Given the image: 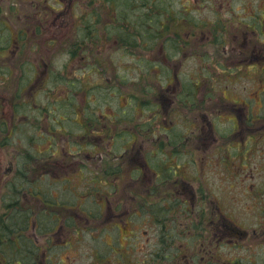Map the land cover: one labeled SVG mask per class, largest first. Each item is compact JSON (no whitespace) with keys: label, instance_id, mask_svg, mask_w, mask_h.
<instances>
[{"label":"flooded vegetation","instance_id":"1","mask_svg":"<svg viewBox=\"0 0 264 264\" xmlns=\"http://www.w3.org/2000/svg\"><path fill=\"white\" fill-rule=\"evenodd\" d=\"M93 1L28 0V7L20 17L23 25L19 28L18 35L15 36L12 33L10 37V54L12 53L10 63L13 65V71L8 73L4 68H0V77L20 73L19 79L20 83L23 82V87L19 90H22L32 80L39 83L47 79L52 70L59 72L60 70L54 68L53 63L50 62L52 57H43L44 50L40 48V43L44 44L46 51H49L50 47H53L55 51H61L63 47L68 46L67 42L72 41L69 39L72 34L74 36L71 44L73 50L68 59H78L77 65L87 60V55L98 53L97 50L90 53L94 44L103 43V41L105 45L108 42L112 44L114 33H118L119 39L114 42H121L124 48L130 45L137 48L136 45L141 46L146 39L149 44L156 43L157 50L154 51L156 56L152 59L154 64L151 65L154 71L162 74V63L167 62L172 66V62L177 61L180 41L175 33L162 32V29L168 31L172 23L160 20L158 18L160 12L155 11L153 15H149V18L153 17L152 19H144L145 9L130 8L129 0H120L119 3L122 2L124 8L121 11L112 8L110 12L115 17L113 16L107 24L101 25L100 17L103 15L99 16L100 12L96 14L88 8ZM107 1L113 6L112 0ZM78 11L79 15H77ZM131 13L137 16L132 19ZM0 26L1 29L9 28L4 23ZM156 27L159 29L157 30ZM129 28L134 30L133 41L128 39ZM37 51L42 52L36 55ZM90 61L87 60V64H92ZM36 65L43 66L42 70H38ZM177 70L178 66L172 74L164 73L171 75L169 78L176 82V86L167 84L155 94L156 113L152 110L153 106L150 102L145 99L144 89L143 93H140V98L137 95L138 90L134 93L129 92L131 95L127 106H131L130 103L133 104L138 97L136 107L143 110L142 112L139 110L140 113L149 112L144 121L134 120L127 110L115 108L111 122L114 125L103 126L109 127L110 130L107 133L110 138L107 151L105 148L98 149V146L99 148L103 146L99 145L96 99L91 93L94 86H83L80 77L75 76L71 79L73 82L66 90L68 95L59 101L50 99L48 92H45V95H48L47 103L42 106H29V103L24 101L21 104L18 101V104L16 99L13 102L10 100L9 116H4V119L0 117V144L8 145L9 143L5 140L12 137L14 139V135L17 136L19 130L18 123H22L21 129L26 128L27 133L19 139L21 142H26L29 150H24L23 156L16 153V161L11 160L12 162H9L4 170H0V180L14 193L13 208L17 209L16 196L21 191L24 196H28V199L30 196L37 198L45 209L49 208V212H45L41 217L28 219L30 234L27 235L31 238L37 255L42 254L43 261L46 256L59 257L60 253L66 249L72 248L78 251L77 244L80 241L73 238L74 233L78 235L90 231L98 224H111L117 229L121 226V230L124 231V234L121 233L122 238L126 240L132 237L137 238L138 236L130 231L132 228L130 222L134 219L135 223L141 222L144 225L151 222L159 229L157 235L160 243L155 244L157 250L150 254L151 260H142L140 264H158L160 261L164 262L169 256H174V264H182V261H186L187 264H241L240 258H233L234 254L248 255V264H264V168H261V165L257 167V164H254L250 171L243 168H231L234 164L227 162L224 149L222 152L218 151L223 148V138L212 134L213 129L209 121L207 131L204 124L207 120L204 115L197 120L193 115L194 96L202 90L198 92L192 87H180L177 83L180 76ZM138 74L142 75V72ZM185 75L187 79H192V76ZM51 78L61 83L65 82L57 74ZM109 80L112 81L114 78L110 77ZM121 80H123L122 89L114 88L109 91V97L113 100L118 101L119 96H122L120 94L127 89L124 87V82L128 80L125 78ZM33 84L27 91L35 88V83ZM149 92L151 94V90ZM202 92L198 102L209 104L210 93L214 94L213 90L206 88ZM79 93H84L83 107L79 104L81 100ZM220 93L223 97L224 109L233 107L240 111L243 109L248 111L252 108V102L255 103V98L259 96L258 93L248 94L247 99L236 101L218 92ZM75 95L78 96L77 100ZM72 96L73 100H71ZM252 110L241 114L242 118L248 117L250 120V122L247 121L249 125L246 127L255 131L264 129V127L258 128L260 124L258 114L253 108ZM1 113H6V110ZM159 113L163 120L168 121L169 126L166 122H161ZM19 114L24 115H20L21 117L17 119ZM183 114L186 120H181ZM178 118L182 122L181 130L177 128L180 123ZM131 122L132 129L135 131L112 132L113 128L123 124L129 123L130 127ZM157 122L163 135L153 138L152 134H149L151 131L146 129L153 127ZM70 139L73 141L67 144V140ZM145 141L150 143L151 147L144 148ZM70 146L75 151H71ZM88 148L92 151L87 153ZM81 149L86 151L82 152ZM91 153L94 154L91 155ZM213 163L215 167L208 169L207 166H214ZM74 165L77 169L73 168ZM189 171L198 177L196 180L201 182L203 187L194 188V179L184 176L188 175ZM248 172L249 176H247ZM238 173L240 174L237 175ZM67 174H75L78 180L80 177L85 179V183L82 180L73 185ZM244 175H246L245 178L242 177ZM235 177H242L238 185L244 186L245 194L249 197L250 213L245 214L247 223L241 218L237 220V211L230 214L224 210L235 208L224 206L225 197L221 195L220 189L222 188V191L231 189V181ZM222 183L226 184L222 185ZM246 183L248 186H245ZM39 185L43 188L60 187L66 194H70L71 202L63 199L56 202L58 200L56 197H52L50 201L49 192L46 198ZM121 186H126L136 196L131 198L136 205L135 213L130 214L129 211H125L115 214L110 208V193L116 194L115 190ZM79 187L83 192L77 191ZM142 188L146 191L140 195L137 191ZM36 193L42 194V197L35 196ZM151 196L152 202H149ZM124 199L126 204L123 206L126 209L127 198L124 197ZM28 201L30 205L34 203L31 199ZM72 202L73 204L70 205ZM149 205L153 206L148 207ZM146 233L143 231L144 235ZM183 236L192 240L190 247H187V243L178 245L175 241V238L178 241ZM165 240L169 243L167 249L162 250L160 246ZM145 241L148 243L149 239ZM142 245H144L143 242ZM108 246L110 255L115 253L120 257V264L128 261L125 256H122L117 245L108 244ZM56 249L58 250L52 251ZM227 253L230 254L229 258ZM102 257L103 255L98 257L99 260ZM106 261L111 262L109 258Z\"/></svg>","mask_w":264,"mask_h":264},{"label":"rangeland","instance_id":"2","mask_svg":"<svg viewBox=\"0 0 264 264\" xmlns=\"http://www.w3.org/2000/svg\"><path fill=\"white\" fill-rule=\"evenodd\" d=\"M119 1L120 0H112V6L107 0H94L88 8H91L96 14L100 12L99 16L101 14L103 15L100 17L101 25H105L110 19H113V16L115 17V15H112L110 12L112 8L118 11L124 8L122 2L119 3ZM49 2L52 4L51 1ZM154 2L157 4V8L160 7L162 8L160 10H163L161 11V20L163 22L169 21L172 23L168 31L162 29V32L168 34L175 33L180 41L178 45L180 51L177 55V61L172 62V66L167 64V62L166 64L162 63V74L159 71H154L151 66L154 64L152 59L156 56V52H154L157 50L156 43L149 44L146 39L141 46L136 45L137 48L132 47V45L128 48H124L121 42H114L118 39V33H114L112 44L108 42L105 45L104 41L103 43L94 44L90 53L95 50H97L98 53L89 54L90 56L87 55L89 57L86 56L88 61H90L89 58L94 59L90 61L92 64H87V60L85 59L82 63L77 65L76 62L78 59H68L71 50H73V45L71 44L73 43L74 36L72 34L69 38L72 41L67 42L68 46L63 47L61 51H55L53 47H50V50L46 51L44 44L40 43V48L44 51H37L36 53V55H38L39 52H42L43 57H52L50 62L53 63L54 68L60 70L59 72L52 70L49 72L50 77L48 76L47 79L39 83L33 82L32 80L31 83L28 82L27 87L22 90H19L23 87V82L20 83L19 79L20 73H15L16 76L0 77L1 119H4V116H9L8 111L11 107L10 100L13 102V100L16 99L20 104L28 102L29 106H42L47 103L46 96L48 95H45V92L49 93L50 99L59 101L60 99L66 98V95H68L66 90L73 82L71 79L78 76L82 79L81 82L83 86H94L92 87L91 93L96 99L95 103L97 107L95 110L99 122V145L103 146L100 148L98 146V149L105 148L107 151L109 147L108 141L110 140L107 134L109 127L103 126L114 125L111 122L113 121L112 114L116 111L115 108L127 110L130 112V117L134 120L144 121V119L148 117L149 112L145 111L144 114H141L140 111H143L142 108L136 107L138 97L140 98V93H143V89L145 90L144 97L150 102V105L153 106L152 110L156 113L157 99L155 94L160 88H164L167 84L169 86H176V82L169 78L171 75L168 76L164 73L172 74L178 66L177 72L180 76L178 77L177 83L180 87H192L197 89L198 92L206 88L213 90L214 94L210 93L211 101L209 104L198 102L203 93L202 91L194 96L195 108L193 115L195 120L201 119V115H204L207 120L204 123L207 127V131L209 128L207 122L209 121L213 129L212 134L216 137L223 138V148L218 151L222 152L224 149L227 162L229 164H234V167L231 168L249 170L254 164H257V167L261 165V168H264V140H262L264 139V129L257 131L249 130L246 126L249 125L248 122H250V120L248 117L242 118L241 116L243 112L249 113L253 108L258 114L257 118L260 123L258 128L264 127V91L262 92V90H264V0H154ZM129 4L131 6L130 8L138 7L136 1L133 2V0H129ZM27 7L28 0H0V25L4 23L10 28H8L9 30L0 28V68H4L8 73H12L13 71V65L10 63L12 54H10V37L12 33L15 36L18 35V30L23 25V21H20V17L23 16ZM87 14H89V12H87ZM77 15H79V11ZM135 16L137 15L131 13L132 19H134ZM95 17L94 15V18ZM148 18L149 17H144V19ZM152 18L153 17H150L149 19ZM156 29L158 30L159 27H156ZM103 30L105 29L103 28ZM48 34L50 35L51 33ZM128 36L129 41L134 40L135 34L133 29L129 28ZM187 42L189 44H187ZM148 65H150V67ZM36 67H38V70H42L43 68L41 65H36ZM139 72H142V75L138 74ZM56 74L57 76H61L62 80L65 82L61 83L59 80L51 78ZM111 74H113V76H111ZM185 74L190 75V77L192 76V79H187L188 77ZM110 77L114 78V80L110 81ZM123 78L128 80L126 83L124 82V87L127 89L120 94L122 96H119L118 101L113 100V98L109 97V91L114 88L122 89L121 82L123 80L121 79ZM33 83H35V88H32V90H34L27 91L28 87L30 88L34 85ZM136 90H138V97L135 98L133 104L130 103L131 106H127V101H129L131 95V93L129 95V92L134 93ZM150 90L151 94L149 92ZM218 92H222L228 99L236 101H243L248 94L255 95V93H258L259 96H255V103L252 102V108H249L248 111L247 109L240 111L239 109H233L232 106L231 109H224L222 103L223 97L221 93L218 94ZM30 93L31 95L29 96ZM78 95L81 96L79 104L83 107V100L85 99L84 93H79ZM75 98L77 100L78 96L75 95ZM71 100H73V96ZM3 110H6V113H1ZM253 113L255 112L253 111ZM20 115L24 114H19L17 119L21 117ZM159 119H161V122H166L169 126L168 121L163 120L160 113ZM177 120H180V118ZM181 120H186L184 114ZM181 120L177 125L178 130L182 129ZM132 125V122L130 127L129 123L123 124L113 128L112 132H120L122 130H128L129 133L133 132L135 130L132 129ZM18 126L19 130L17 136L14 135V139L12 137V139L5 140L9 143L6 146L0 144V170H4V168L8 166V163L12 162L11 160L16 161V153L23 156V151L29 150L26 142H21L19 139L25 136L27 130L26 128L21 129L22 123H18ZM155 126H157V128H154ZM158 127L159 125L157 122L153 127L146 129V131H151L149 134H152L153 138H157L163 135ZM164 127L166 128V126ZM28 130L30 129L28 128ZM36 133L40 134L38 132ZM70 141L73 140H67L66 143L69 144ZM143 147L147 149L151 147V144L145 141ZM69 148L71 151L74 149L71 146ZM81 151H86V149H81ZM89 151L92 150L88 148L87 153ZM100 152H103V150H100ZM93 154L94 153H91V155ZM212 161L215 162L214 158H212ZM213 164L214 166L208 165L207 168H214L215 163ZM73 168L77 169V166L74 165ZM234 170L237 172L236 169H233V171ZM189 173L184 176L189 179H194V188L203 187V184L196 180L198 177H196L193 172L189 171ZM239 174L240 173L237 175ZM66 176L70 177L71 184L73 185L75 182L78 183L82 180H84L85 183V179L80 177L78 180L75 174H67ZM247 176H249V172ZM206 177H208L207 172ZM242 177L245 178L246 175ZM242 177H235L233 181H231V189L222 191L223 189L221 188L220 191L221 195L225 197L223 202L225 203L224 206H233L235 208L224 210L228 211L230 214L237 211V220L241 218L243 222L247 223L248 219L245 220L247 218L245 214L250 213L248 208L250 201L247 194H245L244 186H242V188L238 185ZM2 184H4V182L0 180V186ZM209 184L210 182L207 186H209ZM225 184L226 183H222V185ZM39 186L41 190L44 191L42 193L46 198H48L47 193L49 192L48 199L50 201L52 197H56V199H58L56 202H60L62 199L71 202L70 194H66L60 187L43 188L42 185ZM245 186H248L247 183ZM77 191L83 192L81 187H79ZM115 191L116 194L110 193L109 196L110 208L114 210V213L120 214L125 211H129L130 214L135 213L136 205L131 199L136 198L133 192L129 191L126 186H121ZM145 191L146 189L142 188L137 192L143 195ZM22 193L21 191V193H18L16 196L18 200V209L16 210L28 211L29 217L33 218L41 217L45 212H49V208L45 209L37 198H31L32 196L28 193L30 196L28 199V196H24V193ZM38 194L39 193H36L35 196L42 197V194ZM12 197H14V193H12L5 184L1 186L0 219L3 215H10V212L13 211L9 206ZM124 197L127 198L126 209L123 206V204H126ZM30 199L34 201L31 205L28 201ZM230 200H235L236 202H231ZM149 202H152V196ZM72 204L73 202L70 205ZM152 206L153 205H149L148 207ZM130 226H132L130 231L133 232V235L138 236L137 238L132 237L130 240H126L122 238L121 233L124 234V231L121 230V226L120 229H117L112 227L111 224L105 223L98 224L96 228L79 233L78 235L74 233L73 238L80 241L77 244L78 251H74L72 248L66 249L60 253L59 257L46 256L44 259L45 261H43L41 257L42 254L39 253L40 256L38 255L37 264H120V257L115 253H111L110 255L108 244H114L119 247L122 256H125L128 260L127 262L125 261V264H140L142 260H151L150 254H153L154 251L157 250L155 244L160 243L157 235L159 233L158 227L151 222H147L146 225L141 222L135 223L134 219L131 220ZM143 231L147 232L145 234L146 236L143 234ZM31 232L33 233L32 230ZM28 233L30 234V231ZM96 237L97 240H95ZM146 239H149L148 243L145 241ZM175 241L178 245L179 243L184 245L187 243V247H190L192 244V240L185 236L181 237L178 241L175 238ZM142 242L144 245H142ZM168 243V240L163 241L162 244L164 246H160L161 249H167ZM195 246H198V244H195ZM57 250L58 249L52 251ZM101 255H103V257L99 260ZM229 255L230 254L227 253L228 258ZM107 258H109L111 262L108 263L106 261ZM169 258H165L164 262L160 261L158 264H162V262L164 264H174V256H169ZM233 258H240L241 264H248V255L234 254ZM182 264H187V262L182 261Z\"/></svg>","mask_w":264,"mask_h":264},{"label":"trees","instance_id":"3","mask_svg":"<svg viewBox=\"0 0 264 264\" xmlns=\"http://www.w3.org/2000/svg\"><path fill=\"white\" fill-rule=\"evenodd\" d=\"M134 1L138 4L137 8L145 9L146 17L158 11L160 12L158 18L161 20V11L163 10H160L162 9L160 7L157 8L154 0ZM14 204L12 198L9 206L13 211L10 212V215L5 214L0 219V264H37V250L27 235L29 213L25 210H16L13 208Z\"/></svg>","mask_w":264,"mask_h":264}]
</instances>
